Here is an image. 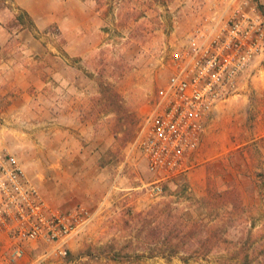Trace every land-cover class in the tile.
Returning <instances> with one entry per match:
<instances>
[{
	"label": "rangeland",
	"instance_id": "1",
	"mask_svg": "<svg viewBox=\"0 0 264 264\" xmlns=\"http://www.w3.org/2000/svg\"><path fill=\"white\" fill-rule=\"evenodd\" d=\"M55 1L70 14L63 20L81 30L71 37L73 47L65 45L63 20L47 23L54 11L40 13L45 20L36 23L16 0H0L3 143L50 206L83 205L93 219L67 256L43 242L3 241L0 264H221L218 257L231 254L241 264H258L264 257V56L213 110L185 173H152L137 141L171 75V54L228 0ZM251 1L264 15V0ZM44 54L54 62L52 75L43 70ZM70 87L75 98L61 95ZM162 178L164 196L152 198L148 189ZM222 192L228 193L218 197ZM204 197L219 205L216 221L226 222V237L236 245L188 262L183 254L147 257L170 251L158 244L160 210L198 217ZM111 251L131 258L112 260Z\"/></svg>",
	"mask_w": 264,
	"mask_h": 264
},
{
	"label": "built area",
	"instance_id": "2",
	"mask_svg": "<svg viewBox=\"0 0 264 264\" xmlns=\"http://www.w3.org/2000/svg\"><path fill=\"white\" fill-rule=\"evenodd\" d=\"M263 56L264 15L251 0H228L224 11L214 8L202 17L171 54V75L157 91L147 134L137 140L152 173L170 177L189 169L213 110ZM162 180L148 189L152 198L164 196ZM92 219L83 205L64 211L48 204L4 147L0 124V244L43 242L56 256H67Z\"/></svg>",
	"mask_w": 264,
	"mask_h": 264
},
{
	"label": "trees",
	"instance_id": "3",
	"mask_svg": "<svg viewBox=\"0 0 264 264\" xmlns=\"http://www.w3.org/2000/svg\"><path fill=\"white\" fill-rule=\"evenodd\" d=\"M227 193H219L218 197H225ZM199 202L204 213H201L198 217L181 211L171 214V210H160L164 226L158 227V233L161 235L158 244L168 246L170 251L168 253L163 251L158 255L149 253L147 257L161 256L169 259L183 254L184 261L188 262L195 259H206L214 254L219 255L223 252L222 248L225 245H236L233 243L234 241L226 237V222L216 221L215 211L219 205L214 203L213 198L204 197ZM166 207L170 209L169 204ZM230 214L233 215L232 211H230ZM170 219H172V222H170ZM121 254L118 251H111V259L122 261V259L131 258L129 255L123 256ZM218 258L221 264H227V260H230V264H241L240 259H238L239 256L236 254H231L226 260L222 259L221 256ZM260 260L258 264H264V257Z\"/></svg>",
	"mask_w": 264,
	"mask_h": 264
},
{
	"label": "crops",
	"instance_id": "4",
	"mask_svg": "<svg viewBox=\"0 0 264 264\" xmlns=\"http://www.w3.org/2000/svg\"><path fill=\"white\" fill-rule=\"evenodd\" d=\"M16 1L18 4H21L27 10L28 14L33 18V20H35L36 23L38 21L44 22V20H45V19H43L44 15L42 16V14H41L42 19L41 20L39 19V18H41L40 13H47V11H49V12L54 11L55 12L54 14H51V18H50L51 21H48L47 23L56 22L57 18L58 19L60 18V20H63L65 17L69 18V16H70V14L65 13L64 10L60 7L59 3L56 1L54 2V0H20V1L16 0ZM57 8L60 9L58 13L55 11V9H57ZM84 17L87 19V25L85 26L86 27L85 29H88V28H90V25H88V24L91 21V19H90L89 15L88 16L84 15ZM63 21H60V23H62L60 25V28H61V32L65 38V41H66L65 45L67 48L73 47L74 44H73V39H71V37L73 36V34H76L77 32L79 33L81 30L79 31V29H78L79 27L77 25L74 26L73 23L69 25V21H70L69 19H68V21H64V22ZM24 32H26V30ZM88 33L89 32L87 30L83 31L81 38L82 39L86 38ZM58 59L60 60V62L64 63L65 66L68 67V65L70 64L69 67H72L71 61L68 58L60 57ZM43 60H44L43 64L45 65L43 70H47V72L50 75H52V69H54L53 68L54 62L52 61V58L48 57V54H44ZM50 75L48 76V79H49ZM61 77H62V75H61ZM46 82H47V84H45V86L49 84L48 81H46ZM70 89L72 90L73 87H70L68 91L61 89V95L62 96H69V97L73 96L75 98L76 95H75V93H73L75 91H71ZM72 94H74V95H72ZM64 104L67 105V102H65ZM77 107L78 106L75 105V106H71L70 108H72V110H76Z\"/></svg>",
	"mask_w": 264,
	"mask_h": 264
}]
</instances>
